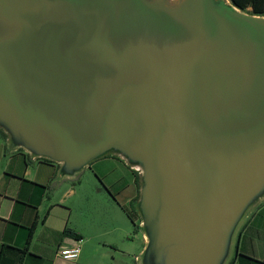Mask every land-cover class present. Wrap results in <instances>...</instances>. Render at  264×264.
<instances>
[{
  "label": "water",
  "instance_id": "95a60500",
  "mask_svg": "<svg viewBox=\"0 0 264 264\" xmlns=\"http://www.w3.org/2000/svg\"><path fill=\"white\" fill-rule=\"evenodd\" d=\"M0 129L77 177L139 174V264H228L264 200V14L231 0H0Z\"/></svg>",
  "mask_w": 264,
  "mask_h": 264
},
{
  "label": "crops",
  "instance_id": "0c3cea01",
  "mask_svg": "<svg viewBox=\"0 0 264 264\" xmlns=\"http://www.w3.org/2000/svg\"><path fill=\"white\" fill-rule=\"evenodd\" d=\"M93 162L77 177H61L59 163L12 148L0 131V254L4 244L28 245L22 264H139L147 239L129 206L139 195L134 169L113 154ZM87 169L93 173L84 177ZM78 243L77 259L58 254ZM228 264H264V200L240 228Z\"/></svg>",
  "mask_w": 264,
  "mask_h": 264
},
{
  "label": "trees",
  "instance_id": "16d2710c",
  "mask_svg": "<svg viewBox=\"0 0 264 264\" xmlns=\"http://www.w3.org/2000/svg\"><path fill=\"white\" fill-rule=\"evenodd\" d=\"M231 1L235 5H237L238 7L242 8L244 10L251 8L252 9L251 11L254 13L264 14V0H231ZM0 131L3 132L1 129H0ZM4 135H6V134L4 133ZM43 159L48 160V161H52V160L47 159V158H43ZM134 172L136 174L137 182L139 185V174L135 170H134ZM137 199H135V200H137ZM134 202H136V201H134ZM132 210L133 211H131V215H132V218L135 222V220H137V218H139L138 212L136 210V207H134ZM136 225L139 226L138 223ZM34 229H35V224L30 228L29 237H28V244H29V242L33 236ZM66 233H68L69 235H75V236L78 235L77 233H75L71 229H67ZM27 253H28V245H26L25 247H16V246H13L10 244H4L2 247L1 254H0V264H22Z\"/></svg>",
  "mask_w": 264,
  "mask_h": 264
},
{
  "label": "built area",
  "instance_id": "2783aa9c",
  "mask_svg": "<svg viewBox=\"0 0 264 264\" xmlns=\"http://www.w3.org/2000/svg\"><path fill=\"white\" fill-rule=\"evenodd\" d=\"M81 251H82V247L79 243L72 247L61 245L58 248V254L64 259H68V260L77 259L81 254Z\"/></svg>",
  "mask_w": 264,
  "mask_h": 264
},
{
  "label": "rangeland",
  "instance_id": "374dc122",
  "mask_svg": "<svg viewBox=\"0 0 264 264\" xmlns=\"http://www.w3.org/2000/svg\"><path fill=\"white\" fill-rule=\"evenodd\" d=\"M247 10H249V11H251L252 9L251 8H248ZM93 164H94V166H95V162H92ZM91 169H93V168H91ZM92 173H93V171L92 170H90V169H87L86 170V172H85V176L84 177H87L88 175H92ZM118 174H119V171H115L114 173H112L111 175H110V177L108 178V181H110L111 179H113V178H117L118 177ZM133 178H134V174H133ZM135 180V178L133 179V181ZM129 206L131 207V208H134L135 207V202H132L131 204H129ZM138 217L140 218V215L138 214ZM139 235H141V236H143V230L142 229H140L139 230Z\"/></svg>",
  "mask_w": 264,
  "mask_h": 264
}]
</instances>
